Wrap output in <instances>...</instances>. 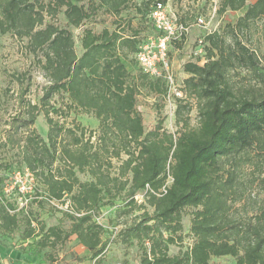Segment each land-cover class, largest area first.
<instances>
[{"label": "trees", "instance_id": "obj_1", "mask_svg": "<svg viewBox=\"0 0 264 264\" xmlns=\"http://www.w3.org/2000/svg\"><path fill=\"white\" fill-rule=\"evenodd\" d=\"M154 1L0 0V34L25 39L48 78L35 103L20 97L0 143L17 149L24 168L40 182L45 201L67 204L60 211L69 221L67 229L40 221L34 233L31 220L23 221L6 198L0 176V232L18 231L24 222L21 237L35 239L42 262H53L55 249L75 235L87 250L78 262L99 258L109 242L120 239L136 241L139 264H210L221 256L232 257L234 264H264V204L248 222L226 215L238 160L255 151L264 166V68L235 32L264 17V0H219L218 14L244 12L227 26L228 43L216 32L207 33L204 39L211 46H203L204 61L184 64L188 76L181 89L196 98L198 119L190 126L188 116L181 115L186 105L177 98L175 118L182 124L175 136L163 128L164 117L147 129L138 108L144 92L161 102L167 95L165 81L150 78L134 58ZM127 10L133 15H123ZM58 13L68 27L57 26ZM100 15L113 27L94 29ZM70 27L81 29L79 54ZM125 61L132 63V71ZM239 68L253 74L246 84L232 78ZM56 98L60 103L53 102ZM73 111L91 114L97 127L74 119L67 124ZM39 114L47 125L45 138L33 127ZM229 160L228 168L224 163ZM139 194L142 203L136 200ZM104 205L115 207L118 218L137 211L114 231L113 240L103 239L105 230L95 219ZM188 206L196 208L193 242L170 255L168 246L175 243L181 211Z\"/></svg>", "mask_w": 264, "mask_h": 264}, {"label": "rangeland", "instance_id": "obj_2", "mask_svg": "<svg viewBox=\"0 0 264 264\" xmlns=\"http://www.w3.org/2000/svg\"><path fill=\"white\" fill-rule=\"evenodd\" d=\"M142 0H135L140 2ZM254 1V0H251ZM219 0H166L167 9L177 18L192 23L194 16H202L207 22V28L201 29L192 27L180 43H171L168 48V56L171 64V70L177 90H181V97L172 96L171 101L159 100L149 94L143 93L139 100L138 108L143 116L144 124L147 129L152 128L160 117H164L163 128L174 136L176 130L182 124V119L177 123L175 118V108L178 99L186 105L181 115L188 116L190 126L197 125V101L196 98L182 88L183 80L188 74L183 69L187 62L202 63L203 54L194 56L193 51L197 47V39L209 33H218L225 38L226 43L230 41L228 35H224L227 26H233L237 18L242 15L244 8L231 11L226 10L222 14L217 13ZM123 15H133L132 11L127 10ZM103 15L97 17L94 23V29L99 30L102 26H110L111 20L107 17L104 22ZM48 19V17H46ZM138 22V21H137ZM143 33L146 37L152 34V27L149 19L146 18ZM55 23L60 27H68L62 13H58ZM136 24V21H133ZM72 31L75 49L81 53L80 28H69ZM237 37L254 50L260 65L264 68V17L257 18L248 23L246 28L241 31L236 30ZM145 38V37H144ZM203 46L210 47L211 43L203 40ZM129 71H132V63L125 61ZM233 73L232 78L236 84H246L252 78V72L245 68H239ZM48 78L41 70L37 58L33 51L27 46L25 39H19L11 34H0V142L5 140L6 129L9 126L10 119L19 110V99L22 96L26 100L35 103L42 94V87L47 83ZM254 81V80H252ZM25 89H27L25 91ZM55 104L60 103V99L53 100ZM160 109V110H158ZM71 119L76 123L89 128L97 127V120L91 115L80 111H73L66 118V123L70 124ZM33 127L45 138L47 125L42 114L35 119ZM22 132H24L22 130ZM17 149L8 146H2L0 143V176L4 178L3 192L6 198L14 203L19 216L23 221L31 220V226L35 228L34 233L38 231V222H44L46 226L60 225L62 228L69 227V221L60 210H67V204L56 202H47L42 196L40 182L24 168L17 155ZM247 158H240L236 164L237 184L229 194V203L227 216L232 220L248 222L259 213L260 207L264 204V184L261 179L264 178V166L257 162L258 157L255 151H251ZM115 166L117 162L113 163ZM226 167H231L232 160L225 161ZM6 165L8 167H6ZM81 179L85 175L79 174ZM17 178V179H16ZM170 181V178L167 182ZM138 203H142L144 198L139 194L136 196ZM120 201H117L119 203ZM146 210L152 208L146 205ZM116 208L111 205H104L97 216L96 222L103 225L105 232L103 239H115L114 231L128 224L137 213L132 210L129 216L116 217ZM196 210L193 206H188L181 211V231L175 236V243L168 246V254H177L180 250H185L193 242V235L190 230L193 212ZM127 222V223H125ZM25 223L21 222L18 231L11 233L0 232V264H139L141 254L139 245L136 241L125 243L120 239L109 242L104 253L92 261L78 262L87 254V250L82 246L75 235L69 236L64 245H60L53 253L55 259L53 262L43 260L42 253L37 252V247L32 243L35 239H22V231ZM180 238V239H179ZM210 264H234V259L230 256L212 257Z\"/></svg>", "mask_w": 264, "mask_h": 264}, {"label": "built area", "instance_id": "obj_3", "mask_svg": "<svg viewBox=\"0 0 264 264\" xmlns=\"http://www.w3.org/2000/svg\"><path fill=\"white\" fill-rule=\"evenodd\" d=\"M147 18L151 23L153 33L138 44L134 58L139 68L150 78H160L165 81L166 100L169 103L172 96L181 97V90L176 89L171 70L168 56L169 45L182 41L192 27L206 29L207 22L200 15L196 16L192 23L181 22L167 9L166 3L160 0L153 2ZM204 36L197 39L198 48L192 52L194 56L203 54Z\"/></svg>", "mask_w": 264, "mask_h": 264}]
</instances>
